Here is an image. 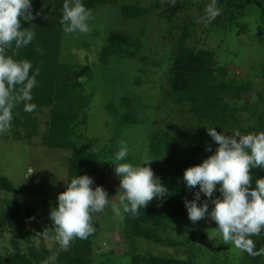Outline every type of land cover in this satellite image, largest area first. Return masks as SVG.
<instances>
[{
	"label": "trees",
	"instance_id": "trees-1",
	"mask_svg": "<svg viewBox=\"0 0 264 264\" xmlns=\"http://www.w3.org/2000/svg\"><path fill=\"white\" fill-rule=\"evenodd\" d=\"M63 2L32 0L34 19L21 21L22 27L31 26L35 31L33 41L18 50L17 58L29 59L34 68H40L38 85L32 89L33 102L37 107L32 112H25L23 104L17 105L13 109L10 129L19 137L41 136L46 147L71 150L67 180L87 173L94 178L93 187L102 185L108 192V174L100 164V157L94 150L79 147L78 129L88 121L87 109L92 96L86 91V85L93 78V69L90 64L81 65L62 59L64 38L66 35L75 37V33H65L59 22ZM255 2L264 21V0ZM83 3L92 13L89 25L98 21L97 12L112 7V17L102 18L108 25L90 28L88 37L78 38L80 44L89 48L91 39L95 41L101 37L98 60L104 77L118 76H115L118 72L115 65L162 66L155 56L147 54L153 50L147 40L154 29L160 30V21L162 24L168 22L157 36L159 42H156V48L161 47L166 52L168 67L162 70L159 79L158 114L147 133L145 145L147 158L153 159L151 168L154 171L158 169L159 178L169 192L164 197L154 198L136 216L122 213L121 231L125 240L132 243L131 250L127 252L130 263L218 264L215 261L200 263L192 256L140 253L135 242L145 238L169 245L182 243L162 238L159 231L187 214L184 201L193 199L198 190V185L191 191L186 188L183 173L187 167L202 162L211 154L206 150L207 145H211L213 152L216 149L206 126H216L220 132L227 130L226 134H231L232 129H239L241 133L264 130V51L260 66L262 79L257 82L232 75L228 66L218 64L214 49L199 45L202 40L200 33L209 35L210 32L239 25L244 0H217V6L222 10L209 24L201 20L209 0H177L174 5L168 0H83ZM170 7L177 9L176 12L165 13L171 10ZM38 10L40 15H35ZM241 28L245 30V24ZM37 46L43 50L42 54L36 50ZM8 51L10 54L11 49ZM141 70L146 71L145 68ZM135 79L138 85L142 84L139 76ZM138 101L139 97L133 94L122 96L119 103L109 101L105 104L112 117L115 138L125 129L141 123ZM127 159L133 162L134 156L128 155ZM110 165L115 167L112 161ZM250 173L254 181L264 176V169L253 168ZM0 190L13 192L14 183L7 176H0ZM218 195V192L213 193V197ZM211 207L209 203V210ZM49 212L42 213L39 219L33 211L26 216L28 222H37V232L19 225L18 230L25 240L31 242V237L40 233L46 236L55 233ZM14 216L11 213L8 219L12 220ZM92 223L94 232L86 239L75 238L67 248L56 252L55 264H95L93 238L98 235L99 223L94 213ZM198 232L203 239L205 235L198 230L187 240L194 241ZM52 254L45 245L37 247L31 243L27 253L17 251L10 256L0 253V264H42ZM109 261L106 258L99 264H109ZM242 264H264V255L250 256L245 252Z\"/></svg>",
	"mask_w": 264,
	"mask_h": 264
},
{
	"label": "rangeland",
	"instance_id": "rangeland-1",
	"mask_svg": "<svg viewBox=\"0 0 264 264\" xmlns=\"http://www.w3.org/2000/svg\"><path fill=\"white\" fill-rule=\"evenodd\" d=\"M244 5L239 25L213 31L209 35L200 33L199 36L202 37V40L199 45L214 49L218 64L228 66L232 75L250 78L258 82L262 79L260 66L264 51V21L261 20L259 7L255 0H244ZM111 8H103L97 12L95 16L98 17V21L91 22L90 28L106 26L107 23L102 18L107 15L112 17ZM170 8L171 10L165 13L172 11L175 13L177 10ZM169 18L172 17L169 16ZM167 23L165 21L162 24L160 21V30L154 29L147 40L148 45L153 46V50L147 51V54L151 57L155 56L162 62V66L149 64L138 68L133 64L128 67L115 65V71L119 72V74L115 73V76L118 75L117 77L111 75L104 77V70L98 60L101 37L95 41L91 39L89 48L80 44L78 38L82 40L88 37L87 33L90 31L75 33L76 38L69 35L64 38L63 60L81 65H92L93 78L86 85V91L92 97L87 109V124L81 125L78 129L79 147L84 150H94L100 157V164L108 174L109 198L117 206H120L119 193H117L119 179L115 175L114 166L110 165L111 160L109 159L119 149L121 141L127 143L129 155L134 156L133 163L148 156L145 144H147V133L152 129L153 120L158 114L156 102H158L157 96L160 91L158 89L160 87L159 79H161L162 70L168 67L167 59L164 56L166 52L161 47L156 48L159 42L157 36L164 31ZM243 24H245V30L241 28ZM141 68H145L146 71ZM136 76L143 80L142 84L138 85L135 82ZM133 94L139 97L137 110L141 123L125 129L122 135L115 138L112 117L105 104L109 101L119 103L122 96ZM71 154V150L44 146L41 136L30 139L19 137L16 136L13 129L0 133V176H7L15 186L13 192L0 190L1 254L10 256L17 251L27 253L31 243L37 247L45 245L53 253L63 249L56 241L55 233L50 236L40 233L31 237V242H29L24 239L18 226L21 225L25 229L37 232V222H28L26 216L33 211L35 217L39 219L42 213L56 206L58 193L66 189L65 180L68 177V163ZM30 168L34 171L28 176ZM157 170L154 171V174L159 177ZM204 199L209 198L201 194V200ZM11 213H14L15 216L9 220L8 215ZM94 215L99 223L98 235L93 238L94 263L99 264L102 260L109 258V264H131L127 252L131 250L132 243L125 240L121 231L122 214L116 215L109 205ZM216 227L217 225L210 217L206 216L193 224L186 214L167 225L165 230L159 231L162 238L182 243L169 245L141 238L135 242V247L140 253L151 252L178 257L192 256L200 263L215 261L218 264H242L245 252L224 244ZM198 230L205 235L204 238L202 239L198 232L194 241H188L187 238L194 236ZM253 239L257 247H264L263 236H253Z\"/></svg>",
	"mask_w": 264,
	"mask_h": 264
},
{
	"label": "clouds",
	"instance_id": "clouds-1",
	"mask_svg": "<svg viewBox=\"0 0 264 264\" xmlns=\"http://www.w3.org/2000/svg\"><path fill=\"white\" fill-rule=\"evenodd\" d=\"M168 3L174 5L177 0H168ZM221 10L217 0H209L201 20L209 24ZM35 15H40V11ZM33 19L32 0H0V133L10 129L17 105L23 104L25 112L37 107L32 89L38 85L40 68H34L29 59L17 58L18 50L27 47L35 36L31 26L22 27L21 21ZM91 19V10L83 0H64L59 22L65 33L90 31ZM36 50L43 52L39 46ZM206 128L217 146L213 152L211 145H207L206 150L211 154L184 170L186 188L191 191L199 186L194 198L184 201L188 219L195 224L210 217L224 244L250 256L264 255V247L257 248L253 239L264 235V176L253 181L250 173L253 168L264 169V130L241 133L239 129H232L231 134H226L227 130L217 131L216 126ZM128 155L129 147L121 141L109 159L119 179L120 206L109 198L102 185L93 187L94 178L87 173L65 180L66 189L58 193L57 204L49 212L55 239L61 248H67L75 238L89 237L95 230L92 214L106 206L110 205L118 216L122 212L136 216L154 198L168 194L169 189L150 166L153 159L144 157L133 163L127 159ZM33 171L28 169V176ZM253 183L255 186L251 187ZM214 192L219 195L213 197ZM201 194L209 199L201 200ZM55 260L56 253H53L42 264H55Z\"/></svg>",
	"mask_w": 264,
	"mask_h": 264
}]
</instances>
